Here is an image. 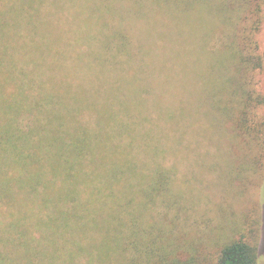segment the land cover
<instances>
[{"label":"trees","instance_id":"16d2710c","mask_svg":"<svg viewBox=\"0 0 264 264\" xmlns=\"http://www.w3.org/2000/svg\"><path fill=\"white\" fill-rule=\"evenodd\" d=\"M89 1L0 0V240L36 255L46 239L48 264H177L143 224L173 179L160 163L145 173L140 157L175 153L172 112L144 74L159 72L152 44L172 61L182 7L210 0ZM85 14L103 20L90 27ZM173 87L162 86L171 101ZM35 229L40 242L19 246ZM257 259L236 240L215 264Z\"/></svg>","mask_w":264,"mask_h":264},{"label":"rangeland","instance_id":"374dc122","mask_svg":"<svg viewBox=\"0 0 264 264\" xmlns=\"http://www.w3.org/2000/svg\"><path fill=\"white\" fill-rule=\"evenodd\" d=\"M181 15L172 61L165 65L152 44L159 72L144 74L159 84L157 103L175 123L174 154L140 157L145 173L149 163H160L173 179L153 218L143 215L149 244L163 255L170 251L177 264H215L224 245L242 240L264 264V0H210L182 7ZM84 19L90 27L103 20L89 14ZM167 79L174 101L162 88ZM50 208L41 207L43 224ZM34 235L35 242L21 237L18 245L38 244L41 234L35 229ZM39 245V253L28 255L0 240V264H48V240ZM87 259L77 257L78 263Z\"/></svg>","mask_w":264,"mask_h":264}]
</instances>
